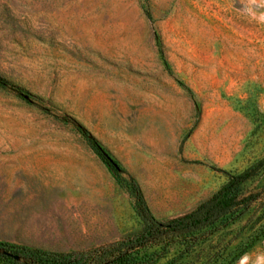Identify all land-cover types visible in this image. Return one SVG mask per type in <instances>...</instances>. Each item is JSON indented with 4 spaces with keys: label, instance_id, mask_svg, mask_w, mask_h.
<instances>
[{
    "label": "rangeland",
    "instance_id": "1",
    "mask_svg": "<svg viewBox=\"0 0 264 264\" xmlns=\"http://www.w3.org/2000/svg\"><path fill=\"white\" fill-rule=\"evenodd\" d=\"M0 77V247H102L128 176L167 220L264 156V0H0ZM261 214L156 264H264Z\"/></svg>",
    "mask_w": 264,
    "mask_h": 264
},
{
    "label": "trees",
    "instance_id": "2",
    "mask_svg": "<svg viewBox=\"0 0 264 264\" xmlns=\"http://www.w3.org/2000/svg\"><path fill=\"white\" fill-rule=\"evenodd\" d=\"M0 82H4L1 77ZM78 129L89 138L97 153L118 170L116 162L99 141L83 126L79 125ZM214 169L226 176L225 183L188 213L167 220L159 219L151 210L138 181L128 176L136 212L143 222L140 230L81 253L5 246L2 248L10 254L0 253V264H156L173 246L180 245L190 251L233 223L262 211L256 224L257 238L251 242L253 245L264 238V182L250 191L247 186L256 180H264V156L238 172ZM249 247L246 243L241 244L232 261L239 260Z\"/></svg>",
    "mask_w": 264,
    "mask_h": 264
},
{
    "label": "water",
    "instance_id": "3",
    "mask_svg": "<svg viewBox=\"0 0 264 264\" xmlns=\"http://www.w3.org/2000/svg\"><path fill=\"white\" fill-rule=\"evenodd\" d=\"M0 253L3 254H10L7 250H5L4 248L0 247Z\"/></svg>",
    "mask_w": 264,
    "mask_h": 264
}]
</instances>
